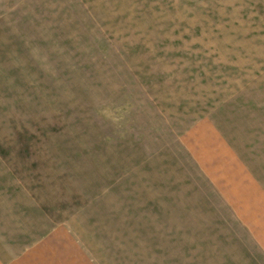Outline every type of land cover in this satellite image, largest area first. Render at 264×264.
<instances>
[{
	"label": "rangeland",
	"instance_id": "1",
	"mask_svg": "<svg viewBox=\"0 0 264 264\" xmlns=\"http://www.w3.org/2000/svg\"><path fill=\"white\" fill-rule=\"evenodd\" d=\"M0 264H264V0H0Z\"/></svg>",
	"mask_w": 264,
	"mask_h": 264
}]
</instances>
